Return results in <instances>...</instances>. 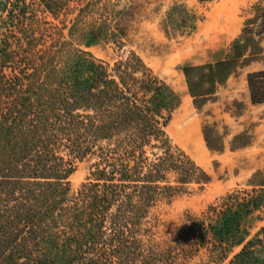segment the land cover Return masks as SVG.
I'll list each match as a JSON object with an SVG mask.
<instances>
[{
	"label": "trees",
	"instance_id": "1",
	"mask_svg": "<svg viewBox=\"0 0 264 264\" xmlns=\"http://www.w3.org/2000/svg\"><path fill=\"white\" fill-rule=\"evenodd\" d=\"M262 33L264 7L256 5L242 43L233 41L223 59L182 67L194 107L261 56ZM246 83L250 102L264 103V68L248 72ZM179 103L134 52L109 67L75 49L49 71L0 72V264H183L178 258L208 240L215 256L241 244L226 264H264V226L245 242L241 227L264 207V169L248 179L251 194L233 191L209 207L213 223L190 218L163 248L140 238L155 201L208 178L166 134ZM245 134L233 136L231 149L248 144ZM85 157L93 158L89 174L69 194L67 179Z\"/></svg>",
	"mask_w": 264,
	"mask_h": 264
},
{
	"label": "rangeland",
	"instance_id": "2",
	"mask_svg": "<svg viewBox=\"0 0 264 264\" xmlns=\"http://www.w3.org/2000/svg\"><path fill=\"white\" fill-rule=\"evenodd\" d=\"M46 1L14 0L0 17V72L4 76L16 71H49L75 49L109 67L134 52L180 98L166 134L172 148L181 150L208 178L186 183L169 199L155 201L141 225L140 238L145 244L166 247L190 218L213 223L217 216L209 207L218 206L227 193L245 190L251 194L248 179L264 169V103L250 102L246 75L264 68V33L256 36L261 56L232 72L198 109L181 69L223 59L233 41L242 43L246 19L254 15L256 5L264 7V0ZM178 79L189 97L186 105L176 89ZM203 132L212 146L222 147L220 152L207 148ZM239 133H246L248 144L231 149V139ZM92 161L85 157L75 163L67 179L69 194L88 176ZM168 180L174 184V175H168ZM261 226L264 207L242 219L241 227L248 233L244 242ZM240 248L241 244L224 256H215L208 240L177 261L226 264Z\"/></svg>",
	"mask_w": 264,
	"mask_h": 264
},
{
	"label": "bare ground",
	"instance_id": "3",
	"mask_svg": "<svg viewBox=\"0 0 264 264\" xmlns=\"http://www.w3.org/2000/svg\"><path fill=\"white\" fill-rule=\"evenodd\" d=\"M176 84H177L176 89L181 97V102L183 105H186L189 97L187 98V96L184 94V91H183L184 88H183L182 83H180L179 79L176 81Z\"/></svg>",
	"mask_w": 264,
	"mask_h": 264
},
{
	"label": "built area",
	"instance_id": "4",
	"mask_svg": "<svg viewBox=\"0 0 264 264\" xmlns=\"http://www.w3.org/2000/svg\"><path fill=\"white\" fill-rule=\"evenodd\" d=\"M13 1L14 0H0V17H2L3 14L7 12L9 5Z\"/></svg>",
	"mask_w": 264,
	"mask_h": 264
}]
</instances>
